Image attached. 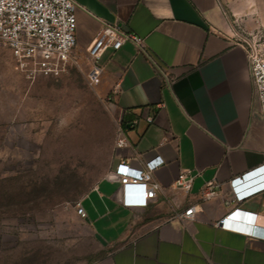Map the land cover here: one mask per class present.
Returning a JSON list of instances; mask_svg holds the SVG:
<instances>
[{
    "label": "crops",
    "instance_id": "crops-1",
    "mask_svg": "<svg viewBox=\"0 0 264 264\" xmlns=\"http://www.w3.org/2000/svg\"><path fill=\"white\" fill-rule=\"evenodd\" d=\"M73 2L75 57L88 60L86 48L103 25L133 33L149 55L125 42L98 61V92L128 144L115 145L110 168L78 202L106 249L91 264H264V124L245 50L233 39L225 10L264 8V0ZM10 61L16 66L0 46V65ZM38 76L28 73L30 80ZM156 157L162 164L152 176L161 190L145 207H123L115 167L139 168ZM187 170L196 174L189 192L175 191L174 181ZM207 182L219 194L201 202ZM225 196L254 218L250 237L214 226L227 211ZM196 204L193 219L177 217ZM234 222L250 227L245 218Z\"/></svg>",
    "mask_w": 264,
    "mask_h": 264
},
{
    "label": "rangeland",
    "instance_id": "rangeland-1",
    "mask_svg": "<svg viewBox=\"0 0 264 264\" xmlns=\"http://www.w3.org/2000/svg\"><path fill=\"white\" fill-rule=\"evenodd\" d=\"M225 10L233 34H264V8ZM89 79L85 57L33 80L0 65V264H91L106 251L76 214L119 130Z\"/></svg>",
    "mask_w": 264,
    "mask_h": 264
},
{
    "label": "built area",
    "instance_id": "built-area-1",
    "mask_svg": "<svg viewBox=\"0 0 264 264\" xmlns=\"http://www.w3.org/2000/svg\"><path fill=\"white\" fill-rule=\"evenodd\" d=\"M75 4L73 0H0V46L9 51L16 63V69L25 71L32 76L57 77L70 62H75L74 48L76 45ZM233 39L246 53L248 75L251 81L264 124V34L258 36L249 33L233 34ZM134 45L137 50L147 52L142 40L130 32H123L117 25H103L89 46L86 54L89 64L90 83L96 85L101 68L98 61L107 50H118L123 43ZM150 58V57H149ZM163 78L168 82L173 77L162 70ZM148 122L151 118L147 119ZM127 140L121 129L118 130L117 147L127 146ZM162 161L156 157L142 163L139 168L119 163L113 175L120 184L121 205L125 208L145 207L161 190L160 185L153 179V172L160 167ZM196 174L182 171L174 181L172 188L187 194ZM217 185L207 182L199 193L201 202L218 196ZM234 198L223 197V205L227 209L225 215L214 226L243 235L251 236L254 218L244 215L235 208ZM199 205H189L177 217L181 220L193 219ZM76 214L83 218L84 212L76 205ZM235 218H245L250 227L241 226L234 222Z\"/></svg>",
    "mask_w": 264,
    "mask_h": 264
}]
</instances>
